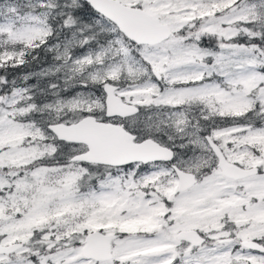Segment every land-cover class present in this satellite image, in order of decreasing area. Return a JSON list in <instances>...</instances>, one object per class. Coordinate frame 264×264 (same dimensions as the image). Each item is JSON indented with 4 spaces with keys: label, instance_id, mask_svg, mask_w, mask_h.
<instances>
[{
    "label": "snow or ice",
    "instance_id": "snow-or-ice-1",
    "mask_svg": "<svg viewBox=\"0 0 264 264\" xmlns=\"http://www.w3.org/2000/svg\"><path fill=\"white\" fill-rule=\"evenodd\" d=\"M0 264H264V0H0Z\"/></svg>",
    "mask_w": 264,
    "mask_h": 264
}]
</instances>
